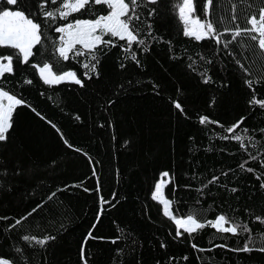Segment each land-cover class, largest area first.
Segmentation results:
<instances>
[{
    "label": "trees",
    "instance_id": "16d2710c",
    "mask_svg": "<svg viewBox=\"0 0 264 264\" xmlns=\"http://www.w3.org/2000/svg\"><path fill=\"white\" fill-rule=\"evenodd\" d=\"M24 2L43 36L29 64H14L13 74L0 79V87L26 102L14 111L8 140L0 142V258L83 264L81 246L91 231L88 264H264L259 250L264 247V108L250 103L253 96L264 99V50L258 38L251 39L257 34L242 33L235 41L226 34L228 47L214 39L198 42L183 35L175 7L180 0H138L140 19L132 24L145 41L133 45L139 64L121 50L126 41L117 40L116 47L98 50L99 74L85 79L86 57L61 59L54 29L109 9L92 4L67 21H53L43 16L40 0ZM62 2L48 0L44 10ZM194 6L195 16L224 32L250 28L248 19L259 16L264 0H213L210 16L205 0H194ZM13 53L0 49V55ZM44 62L58 72L75 70L84 86L45 85L32 67ZM201 116L218 123L201 124ZM242 117L243 124L229 134L226 129ZM61 132L82 151L68 147ZM235 135L243 137L244 147ZM163 172L172 178L164 193L176 217L206 222L225 215L240 225L237 234L206 226L178 237L173 220L152 199ZM101 196L109 203L102 206ZM22 217L27 219L16 225ZM26 235L54 239L42 246L24 240ZM250 237L252 251H235Z\"/></svg>",
    "mask_w": 264,
    "mask_h": 264
},
{
    "label": "snow or ice",
    "instance_id": "6c2138e0",
    "mask_svg": "<svg viewBox=\"0 0 264 264\" xmlns=\"http://www.w3.org/2000/svg\"><path fill=\"white\" fill-rule=\"evenodd\" d=\"M149 4L157 3V0H147ZM48 0H40L39 8L42 10V14L45 19H51L55 21L57 18L60 20L67 21L69 16L75 13H81L82 10L86 9V6L104 5L109 11L107 14H99L95 19H74L71 22L62 24L54 29L55 32L59 33L58 44L56 46V52L58 56L64 61H69L77 57H86V60L81 64L86 71L83 73L85 79H91L90 73L99 74L97 67L100 63L98 50L103 47H116V41H126V47L120 45L121 50L125 53H130V59L137 64L136 52L133 51V45H144L145 41L139 38V33L134 31L133 20H139L140 16L137 13V9L140 6L138 0H63L59 7L53 10H44L47 6ZM213 0H205V14L211 15V5ZM52 5L57 4V0H51ZM11 6V7H9ZM177 9L178 18L183 24V35L186 37L194 38L200 42L206 39H214L217 44L223 43L225 47L231 43V41H225L222 39L226 34H230L232 41H235L242 33H256L252 35L251 39L256 41L258 38V46L261 50H264V6L259 9V18L253 14L248 19L250 28L241 29L239 26L235 30L225 29L224 32H218L214 23L211 20H201L198 16L194 15L195 6L194 0H180L175 5ZM155 10L149 12L152 15ZM236 17L233 15V20ZM42 25L37 22L36 16L28 10V5L24 0H0V49H13V54L0 55V79L5 77V74H13L14 64L28 65L31 58L34 57V49L37 45L42 43ZM105 37H111V39H105ZM79 46V47H77ZM147 50V49H145ZM32 67L36 69L40 79L45 85L50 87L60 85L62 83H75L84 86V81L77 75L75 70H66L58 72L54 65L44 62L42 66L40 64H32ZM123 67V65H121ZM243 67V65H242ZM210 78H205L204 83H209ZM24 83L31 84V80H25ZM250 88L253 87L251 80L246 81ZM175 107L183 111L182 106L178 102H174ZM252 104H257L261 108H264V99H257L253 96ZM26 102L23 97H18L16 94L5 90L0 87V142H6L10 130L13 127L12 117L14 111L19 106H25ZM37 115H40L37 112ZM42 119H46L41 116ZM78 118V117H77ZM201 124L205 123H218L211 121L207 116H201L199 118ZM244 118L242 117L239 121L234 123L231 127L227 128L226 131L231 134L234 133L243 124ZM52 124L51 121H49ZM56 127L55 124H52ZM57 131L60 130L57 128ZM247 132V129L244 130ZM61 138L64 139L65 144L73 148L75 151H82L81 149L75 148L71 145L67 139L64 138L61 132ZM227 139L228 137H224ZM237 141H241V147H244L243 137L235 135L232 137ZM87 155V153H84ZM255 159V157H252ZM89 163H92L89 159ZM243 167V165H241ZM249 172L253 169H247ZM93 176H96V170L93 168ZM168 178V179H165ZM258 179L260 177H257ZM171 177L168 172L161 173L160 179L154 186L152 192V199L162 204L163 214L172 219L176 225V235L179 237L183 233L189 235L197 232L199 229H203L206 226H211L218 232L237 234L240 225L231 223L225 215H219L214 220H208L206 222H200L197 217L188 215L184 218H177L171 211L172 201L166 198L164 189L171 183ZM217 177H213L212 183ZM78 186V185H77ZM264 187V184L261 185ZM87 190V189H86ZM235 191V189H232ZM97 191H100L98 184ZM55 193L49 196L52 199ZM116 198V194L113 193V199ZM109 203L103 196L100 198V204ZM114 206V205H113ZM39 207V206H38ZM36 209H33V212ZM29 216L31 213L28 214ZM99 219V216L97 217ZM27 217H22L16 220L15 224L19 225L22 220ZM225 225H228L227 227ZM15 227V225H12ZM95 227V225H93ZM183 230V232L181 231ZM245 232L251 230L244 226ZM93 238V234L89 231L88 236L85 237L84 244L81 246V260L83 264H88L85 257V245L89 239ZM24 240H33L40 245L47 243L49 239L54 237H44L43 239H37L35 236H24ZM118 239V238H117ZM116 243V240L112 241ZM252 243L251 237L245 243L242 249H235V251L249 252L253 249L249 247ZM164 247V245H161ZM195 248L196 245L194 244ZM216 247H226L225 245H216ZM264 252V247L259 249ZM200 251H204L200 249ZM211 251V249H208ZM187 259V257H185ZM0 264H16L15 261H9L7 258H0Z\"/></svg>",
    "mask_w": 264,
    "mask_h": 264
},
{
    "label": "rangeland",
    "instance_id": "374dc122",
    "mask_svg": "<svg viewBox=\"0 0 264 264\" xmlns=\"http://www.w3.org/2000/svg\"><path fill=\"white\" fill-rule=\"evenodd\" d=\"M258 18H259V16L257 17V19H258ZM160 177H161V176H160ZM160 177H159V179H160ZM159 179H158V180H159ZM165 179H168V178H165ZM158 180H157V181H158ZM157 181H156V183H157ZM153 191H154V190H153ZM162 210H163V206H162ZM185 217H186V216H185ZM177 218H184V217H177ZM213 220H214V219H213ZM225 226L227 227L228 225H225Z\"/></svg>",
    "mask_w": 264,
    "mask_h": 264
}]
</instances>
